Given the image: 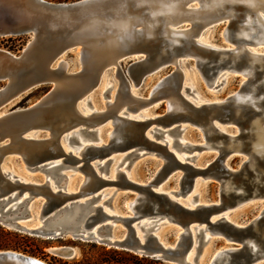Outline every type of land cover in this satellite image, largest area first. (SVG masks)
<instances>
[{"label":"water","instance_id":"obj_1","mask_svg":"<svg viewBox=\"0 0 264 264\" xmlns=\"http://www.w3.org/2000/svg\"><path fill=\"white\" fill-rule=\"evenodd\" d=\"M220 24H225L221 33L223 43L236 47L264 44V0H0V37L33 36L20 54L0 48V82H6L0 88V225L46 240L69 236L73 240L97 243L167 264H200L204 256L200 255V247L214 237H221L229 245L215 251L209 264H257L264 261V215L260 212L248 224L224 218L229 207L237 202H247L255 190L259 194L264 192V186L254 180L256 171L248 159L241 170L231 171L226 162L235 151L224 149L222 143L215 162L198 166L196 155L180 162L166 144L159 141L164 133L184 122L204 124L211 116L222 124L233 122L245 127L257 111L242 105L241 116H236L238 104L235 97L240 92L224 102L202 106L203 110L182 98L186 109H170L168 106L165 116L149 119L123 118L111 113L113 110L109 108L94 112L89 119L74 112L72 119L79 124H70L68 130H64L67 123H60L61 116L56 113L66 102L73 110L79 98L74 93L82 90L87 99L101 78L111 70L121 82H126L121 62L128 59L133 60L129 71L137 85L162 68L178 67L179 62L186 60H214L221 64L229 56L227 63L230 66L227 67L240 71L242 67L237 64L238 60L232 61L233 51L218 48L207 37V32L212 35ZM71 50H79L81 55V67L76 73H70L62 61V56ZM181 75L177 70L172 78L163 81L150 100L132 95L130 98L147 105L164 98L168 102L174 95L168 92L167 85L173 83V77ZM66 81H72L73 85ZM44 85H52V88L32 106L3 111L17 98ZM110 117L115 120L112 136L103 144H89L83 155L81 168L87 180L77 193L67 191L65 180L54 192L44 182H33L7 170V158L17 155L31 168L52 166L55 170L48 168L45 172L51 170L54 181L60 182L64 165L58 164L56 168L58 158H63V164L76 162V157L64 156L59 144L61 135L67 136L70 142L80 143L79 135L83 136L91 129L90 140H99L98 127ZM244 117L247 120H243ZM118 120L121 122L117 124ZM148 129H151L153 139L146 134ZM40 130H48L50 137L37 140ZM33 132L36 134L31 135ZM213 133L224 138L223 142L231 138L216 128ZM178 143L175 139L173 145ZM142 150L162 162L153 176L141 180L126 167V171H118L112 178L108 166L115 155L125 156ZM239 152L247 151L244 148ZM256 163L259 167L264 166L259 157H256ZM94 165L98 166V171ZM178 171L182 172L181 185L180 191L174 192L175 198L190 190L197 180L215 178L221 183L220 199L204 201L194 207L173 199L165 184ZM160 185L165 190H158ZM27 189L31 192L29 196L18 201V196ZM110 192L132 194L126 201L125 214L108 213L107 210H113L109 198H106ZM38 194L42 195L43 201L46 196L42 214L47 215L43 225L54 213L74 204L80 212L74 220L64 221V225L32 228L30 222L34 214L29 201ZM199 200L194 198L193 201ZM213 218L217 219L213 221ZM168 225L176 231L172 242L166 241L161 234L163 226ZM119 228L122 229L121 235L116 234ZM191 250L193 256L187 259ZM54 253L67 258L74 255L73 249L66 247L56 249ZM0 264L45 263L1 251Z\"/></svg>","mask_w":264,"mask_h":264},{"label":"rangeland","instance_id":"obj_2","mask_svg":"<svg viewBox=\"0 0 264 264\" xmlns=\"http://www.w3.org/2000/svg\"><path fill=\"white\" fill-rule=\"evenodd\" d=\"M49 1V0H48ZM53 2H72L76 0H50ZM225 24L217 25L212 31V35H209L207 32V37L213 45H217L218 48L228 51H235L238 47L223 43L221 41V33ZM211 33V32H210ZM32 35H23V36H6L0 37V48L9 51L7 47H16L17 52H12L14 54H20L23 49L28 45L32 40ZM247 52L256 54L264 59V44L258 46H243ZM247 53H243L242 57L238 59L237 64L241 67H244L247 63L246 61ZM229 58V56H228ZM226 59L227 61L229 59ZM241 60L243 62H241ZM62 61L67 64L68 70L70 73H76L81 67V55L79 50H71L62 56ZM133 60H125L121 62V67L125 73V81L121 82L119 78L116 77L115 71L111 72L101 78L99 85L94 88L87 99L84 95L81 100H79V108L83 113L89 112L91 116L94 112H103L108 109V103L115 102L116 98L122 96L125 100L132 95L135 98H140L143 100H150L153 97V92L155 89L163 83V81L172 78L175 72L180 71L181 76L173 77V83H169L167 86L168 92H172L174 97L184 106L182 98H186L191 104L196 107H199L200 110H203L202 106L211 105L214 103H221L227 100L230 96L240 92L238 94L250 95L254 94V98L257 99L260 103V109L257 110L258 113L264 112V67L253 69L254 74L246 76L238 70H232L227 68L230 66L226 61L218 64L214 60H205L198 62L196 60H186L179 62L178 67L175 65H170L162 68L157 73L146 77L140 85H137L135 79L133 78L131 72L129 71L130 66ZM245 64V65H244ZM216 67L213 71L210 68ZM6 82H0V88L4 87ZM255 87V88H254ZM52 85H44L38 88H35L21 97L14 100L10 105L3 109L4 112L11 111L13 109H24L29 106H32L38 102L43 96H45ZM246 88V89H245ZM252 90V91H251ZM118 95V96H117ZM124 95V96H123ZM259 95V96H258ZM78 103V101H77ZM77 105V104H76ZM263 105V106H261ZM186 109V108H185ZM168 112V102L164 98L159 102H156L151 105H147L139 110L141 119H149L154 117H163ZM241 112V110H240ZM138 113L130 112L128 110H121L117 115L123 117H134ZM203 115V112H201ZM201 115V116H202ZM64 117V115H63ZM61 116L59 122L64 124L66 121ZM63 118V119H62ZM131 119V118H130ZM62 120V122H61ZM243 120H247L246 117ZM214 117L213 123L216 128L225 132L231 138H235L238 142L245 143L248 142L247 137V128L243 127L242 124H236L233 122H227L228 124H222L217 122ZM155 125V124H154ZM153 126V125H152ZM160 127V126H159ZM243 127V128H242ZM99 135L101 139L91 141V129H88L84 132L83 136L79 135L78 140L82 144L83 142H91L99 144L100 141L103 143L109 139V135L115 129L113 118H109L105 123L101 124L99 127ZM165 129V128H164ZM85 130V129H84ZM246 131V132H244ZM95 133V132H92ZM33 134H36V132ZM31 134V135H33ZM93 135V134H92ZM169 135L172 139H177L178 141L186 140L190 144L195 146H202L203 144L210 142L217 143L225 141L224 138L216 134L205 135L201 126L198 123L184 122L182 126H176V128L170 132H166L161 140ZM207 136V138H206ZM218 136V137H217ZM50 137V132L48 130H40L36 136L37 140H47ZM209 137V138H208ZM153 139V138H152ZM247 139V140H246ZM246 142V143H247ZM75 147H79V143L73 141ZM76 149V148H74ZM219 149H205V150H195L193 153L184 154L186 157L196 155L195 163L198 166H207L215 162L217 156H219ZM179 155L183 153L179 152ZM58 158V161H60ZM248 159L246 152H234L229 155L227 158V167L234 172L241 170L243 163ZM161 160L156 156L148 153L146 150L140 152H134L124 155H115L113 162L111 163L109 169H125L126 167L133 171L136 178L141 180L149 179L155 174V172L161 166ZM83 162L79 164H62L64 166L61 173L64 175L62 178L66 181L67 191L71 189H76L82 179V172L77 171L76 167H80ZM7 170L18 177L26 178L33 182H43L46 179L47 172L46 168H36L29 167L25 164L23 159L20 156H9L7 158ZM260 169L264 170V167ZM181 175L182 172H175L165 184L166 190H180L181 185ZM264 176V173H263ZM256 178V176H255ZM254 178L255 182L256 179ZM261 184L264 185V178L262 179ZM260 184V185H261ZM164 188V187H163ZM164 188V189H165ZM220 189L221 183L215 178H207L205 180H197L193 187L190 189V196L192 199L198 198L199 201H208L215 202L220 199ZM33 191H35L33 189ZM42 196V195H41ZM40 195L37 197L30 198V210L34 216H39L42 206L45 202ZM132 197L131 193H116L110 192L106 198H109V203L111 204L113 210L111 213L115 214H125L126 201ZM264 211V198L258 196L256 198H249L247 202H242L240 205H235L231 209L227 210L228 213L226 216L229 220H233L238 224H248L253 219H255L260 212ZM30 225H40L36 220H32ZM122 229L119 228L116 231L117 235H121ZM14 234H18V237ZM161 234L166 241L172 242L176 237V231L172 226H163L161 229ZM24 236V238H23ZM28 236L29 239L25 238ZM90 242H82L79 240H73L69 236H65L62 239L56 240H46L43 238L32 237L24 233H20L7 227L0 225V245L5 247L16 246L20 247V251L24 255L35 257L39 260L44 261L47 264H91L92 262H98L100 264L102 258H104V252L97 249L91 248ZM96 244L98 247L103 246ZM229 244L221 237H214L206 244H203L200 247V255L203 256L200 264H207L211 255L218 250H221L228 246ZM66 247L71 248L74 251L73 257H61L54 253V250ZM106 247V246H104ZM109 249L108 247H106ZM9 250V249H8ZM25 250V252H22ZM1 251H5L2 249ZM14 251V250H11ZM118 260H125L123 256H115ZM98 260V261H97ZM129 264H138L135 260H128ZM167 264V263H165ZM257 264H264V261Z\"/></svg>","mask_w":264,"mask_h":264},{"label":"bare ground","instance_id":"obj_3","mask_svg":"<svg viewBox=\"0 0 264 264\" xmlns=\"http://www.w3.org/2000/svg\"><path fill=\"white\" fill-rule=\"evenodd\" d=\"M245 52L247 53V56H246L247 63H246V65L244 64L245 66L241 68V72L243 74H245L246 76H250V78H251L252 74H254L253 69H256V67L257 68L258 67L259 68L264 67V59L262 57L256 55V54L247 52L246 49L243 46H239L233 52L232 61H237L238 59H240L242 54L245 53ZM241 62H243V61L241 60ZM226 63H227V61H226ZM227 68L229 69L231 67H227ZM231 69H234V68H231ZM66 82H68L71 86L73 85L72 81H70V82L66 81ZM75 86L77 87V85H75ZM74 94L79 95V98H77V100L75 102L77 105L76 104L74 105V109H73L74 111L72 110L71 107H67L69 102H66V104L63 105L62 107H60L57 110V112H56L57 114H59L58 116H62L63 117V115H64L63 118H64V120L67 123V125L64 126L65 127L64 130H68V129H66L67 126L69 127V125L72 124V123H74L73 125L79 124V122H77L75 119H72V117L74 116V112H76L78 115H81L83 118H88L89 119V117H90V115L88 114L89 112L83 113L81 111V109L79 108V106H78L79 100H81L85 94H82V90H80L79 93H74ZM253 96H254L253 93L250 94V95H244V94L243 95L242 94H237L236 95L235 103L238 104L237 105L238 107H237V110H236V114H237L236 116H238V117L241 116L240 115L241 114L240 110L242 109V105L243 106L244 105L251 106L252 109H254L256 111L258 109H260L259 101L257 99H255ZM249 97H251L250 100L248 99ZM77 101H78V103H77ZM145 106H147V104H142L141 102H137L135 100H132L130 97L128 99L126 97V99L124 100L122 96H120V97L118 96L116 98L115 102L108 103V108L113 110L111 113H113L114 115L118 114L123 109H125V110L130 109L128 111L134 112V113H138L139 110H141ZM168 106L170 107V109L174 108V109H178L179 110V109H183L184 108L183 105L174 96L173 97L171 96L170 100H168ZM261 106H263V105H261ZM140 114L141 113H138L136 116L130 117V118L141 119L140 118ZM123 118H125V117H123ZM52 119L53 118H51V120ZM213 119H214V117L211 116V117H209V120H208L207 123H204V124L200 123L199 124L201 126L203 132L205 133V135L214 134L213 130L216 128V126L212 122ZM61 122H62V120H61ZM120 122L121 121H119V120L116 121L117 124L120 123ZM114 123H115V120H114ZM152 125H154V124H152ZM245 125H246L245 127L247 128V131H248L247 132V137H248L247 145H245L242 142H238V140H236L233 137L230 138L226 142L221 141V142H217V143L212 142V139L214 138L213 137V138H211V143L207 142V143L203 144L202 146L192 145V144H190V142H188L186 140H181V141H179L178 144H176L174 146L173 143H174L175 139H172L169 135H166L162 140L159 138V141H162V143L166 144L167 148L175 154V157L180 162H185L187 160V157L184 154L193 153L195 150L201 151V150H205V149H207V150H209V149H221L220 146L222 145V143H224V145H225L224 149H228L230 151L239 152V151H241V150H243L245 148V150L247 151L246 153L248 155V162H249L250 166L254 169V171H256V175H255L256 178L255 177L254 178L256 179L257 184L259 185V184H261V181H263L262 179L264 178V176H263L264 170L260 169L261 167H259L257 165L256 157H259L260 159H262L263 163H264V112H261V113L257 112L256 115H254L253 117L248 119V121H247V123ZM158 127H159V125H158ZM150 130L151 129H148L146 134L148 135V137L154 138V136L152 135ZM244 132H246V131H244ZM112 134H113V132L109 135V138L112 136ZM206 138H207V136H206ZM59 144L61 145V147H62V149H63V151L65 153L64 156H74V157H76V162L74 164H79L81 162L84 163V156L83 155L87 151V147H88L89 144H91V142H83L82 144L79 143L80 144L79 147H75L76 145H73L74 144L73 141L70 142L68 137L62 134L61 137H60V140H59ZM100 144H103V141H100V143L98 145H100ZM74 148H76V149H74ZM179 152L183 153V155H179ZM59 158H62V157H59ZM59 160L60 161L55 162V163H57L56 168L59 167L58 164H61V165L63 164V161H64L63 158L59 159ZM67 163L73 164L70 161H68ZM48 168H51V170H55L54 168H52V166L48 167ZM48 168H46V169L48 170ZM93 168L96 171H98V166L97 165H94ZM51 170H50V173L52 172ZM76 170L82 172V174L84 173V170L81 168V166L80 167H76ZM118 171H126V170L125 169H119V168L109 169V174L112 176V178H114ZM50 173H48V175H46V179L43 182H44V184H47L52 191L56 192L60 188L61 183L63 182L62 178L64 177V175H62L60 177V182H55L54 179H53L52 174H50ZM86 180H87V178L83 175L78 187L76 189H71L68 192L69 193H77L80 190L81 186L86 182ZM159 189L160 190H165L162 185L158 186V190ZM34 190H35V192L38 191V189H34ZM167 191H168V193L170 194V196L173 199L178 200L179 202H181L182 204H184V205H186L188 207H194L197 204H202L203 203L202 201H197V202L193 201L194 199H192L191 196L189 195L192 190L191 191L188 190V191H186L184 193H180V194H178L176 196V198H175L174 194L179 192L180 190L179 191H177V190H170V191L167 190ZM30 193H31L30 190L27 189L25 192L22 193V195L18 196V201H21L24 198H27V196H29ZM258 196H261V197L264 198V192L259 194V192H257L255 190L254 193H253L252 198H256ZM43 197L46 200V196H43ZM241 203H242V201L241 202H237L235 205H240ZM45 204H46V201L44 202L43 206ZM43 206H42V209H43ZM231 208L232 207H229L227 210H229ZM42 209H41V212H40L38 217L33 215V219L38 221L40 223V225H31L32 228H46V227H49L51 225L53 227H57L59 225H64L65 224L64 221L74 220L77 217V214L80 212V209L78 208V206L76 204H74V206H72V207L69 206L66 209H62L63 211H57L56 213H54L53 216L51 217V219H49V221L46 223V225H43V221H44V219H45L47 214L46 215L42 214V212H43ZM227 210H226V212H227ZM107 211L110 214H114V213H111L109 210H107ZM227 214L228 213L224 214V218L229 219L226 216ZM261 215H264V211L261 213ZM216 219L217 218H215V219L213 218V221H215ZM191 232H193L192 234L194 236L193 228H191ZM254 248H256L255 245H254ZM5 251L14 252V254L21 255V256L24 255V254L16 252V251H11V250H5ZM24 256H26L27 258L30 257V256H27V255H24ZM192 256H193V250H191L188 253L187 259H191ZM32 258H35V257H32ZM210 261H211V259L208 261L207 264H209ZM45 264H47V263H45Z\"/></svg>","mask_w":264,"mask_h":264},{"label":"trees","instance_id":"obj_4","mask_svg":"<svg viewBox=\"0 0 264 264\" xmlns=\"http://www.w3.org/2000/svg\"><path fill=\"white\" fill-rule=\"evenodd\" d=\"M50 1V0H49ZM5 48H7L9 51H12V52H17V49L16 47H7L5 46ZM15 236L18 237V234H14ZM24 238V236H23ZM25 238L29 239L28 236H25ZM90 245V244H89ZM91 248L92 249H99L101 251H103L104 253V258H102L100 264H129L127 262H129L128 260L130 259H133L135 260L138 264H165L163 261H160V260H156L155 258H149V257H145V256H140V255H136L134 253H131V252H127V251H124V250H119V249H115V248H109L107 249L106 247L104 246H100L98 247L96 244H93L91 243ZM2 249H5V250H14V251H20L21 248L20 247H16V246H11V247H5V246H1L0 245V251ZM22 252H25V250H23ZM123 256L125 257L126 259L125 260H118L115 258V256ZM98 261V260H97ZM91 264H98V262H92L91 261Z\"/></svg>","mask_w":264,"mask_h":264},{"label":"clouds","instance_id":"obj_5","mask_svg":"<svg viewBox=\"0 0 264 264\" xmlns=\"http://www.w3.org/2000/svg\"><path fill=\"white\" fill-rule=\"evenodd\" d=\"M249 100L251 99V97L248 98Z\"/></svg>","mask_w":264,"mask_h":264}]
</instances>
